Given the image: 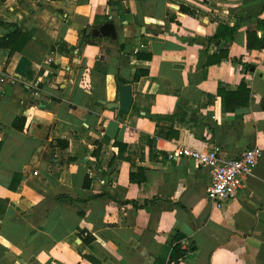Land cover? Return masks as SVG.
Returning a JSON list of instances; mask_svg holds the SVG:
<instances>
[{
	"label": "crops",
	"instance_id": "1",
	"mask_svg": "<svg viewBox=\"0 0 264 264\" xmlns=\"http://www.w3.org/2000/svg\"><path fill=\"white\" fill-rule=\"evenodd\" d=\"M0 21L31 33L0 49V264H173L176 243L264 264V0H0ZM183 146L261 157L218 207Z\"/></svg>",
	"mask_w": 264,
	"mask_h": 264
},
{
	"label": "built area",
	"instance_id": "2",
	"mask_svg": "<svg viewBox=\"0 0 264 264\" xmlns=\"http://www.w3.org/2000/svg\"><path fill=\"white\" fill-rule=\"evenodd\" d=\"M175 156L189 157L197 164L209 167L211 182L207 187V197L211 203L220 207L243 187V177L256 167L261 149L251 147L237 157L222 158L215 147L203 151L183 146L177 153L170 155L171 158Z\"/></svg>",
	"mask_w": 264,
	"mask_h": 264
},
{
	"label": "trees",
	"instance_id": "3",
	"mask_svg": "<svg viewBox=\"0 0 264 264\" xmlns=\"http://www.w3.org/2000/svg\"><path fill=\"white\" fill-rule=\"evenodd\" d=\"M234 33V29L230 28L228 30V34L231 36ZM31 37L30 32H24L20 29V27L16 23H8L0 21V49H8L10 54L14 52H18L22 49L26 41ZM216 37V36H215ZM147 73L146 70H137L134 75V79H138L141 76ZM121 81H118L120 84ZM245 86L243 84L240 85L239 90H243ZM24 123L23 117H17L13 121L12 126L18 130H22ZM119 144V143H117ZM189 248L185 249L180 246L179 243H176L171 251L170 261L173 264H176L180 258H182L187 252Z\"/></svg>",
	"mask_w": 264,
	"mask_h": 264
},
{
	"label": "water",
	"instance_id": "4",
	"mask_svg": "<svg viewBox=\"0 0 264 264\" xmlns=\"http://www.w3.org/2000/svg\"><path fill=\"white\" fill-rule=\"evenodd\" d=\"M105 33L115 36L114 26L111 23H104L101 26L97 27L91 33ZM86 33H90V30H87ZM133 101L132 95V86L129 83L121 84L119 86V100L117 103L109 102L106 103L108 108H118L122 113H128Z\"/></svg>",
	"mask_w": 264,
	"mask_h": 264
}]
</instances>
